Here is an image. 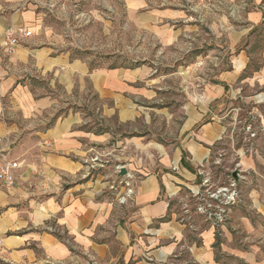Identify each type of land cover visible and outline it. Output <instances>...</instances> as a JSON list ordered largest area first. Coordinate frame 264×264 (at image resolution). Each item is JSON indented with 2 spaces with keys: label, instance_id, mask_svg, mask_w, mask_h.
<instances>
[{
  "label": "crops",
  "instance_id": "crops-1",
  "mask_svg": "<svg viewBox=\"0 0 264 264\" xmlns=\"http://www.w3.org/2000/svg\"><path fill=\"white\" fill-rule=\"evenodd\" d=\"M104 1L147 47L135 59L210 61L197 76L203 100L184 102L177 121L154 65L91 67L71 57L47 14L87 23L86 0H0V153L21 162L15 182L0 183V264H225V256L264 264L263 198L252 199L259 221L239 216L250 233L243 244L228 226L219 240L175 209L185 190L202 192L226 131L211 102L239 92L255 47L244 37L264 24V0ZM10 26L31 33L8 54L2 34ZM207 45L217 48L205 53ZM57 89L83 104L60 113ZM91 112L128 124L126 133L94 131ZM128 187L133 193L120 201Z\"/></svg>",
  "mask_w": 264,
  "mask_h": 264
},
{
  "label": "rangeland",
  "instance_id": "rangeland-1",
  "mask_svg": "<svg viewBox=\"0 0 264 264\" xmlns=\"http://www.w3.org/2000/svg\"><path fill=\"white\" fill-rule=\"evenodd\" d=\"M82 3L87 4L86 9L90 10L91 17L87 23L78 25L71 14L58 17L47 14V22L53 25L60 36L61 48L69 50L71 57L85 59L91 67L101 64L154 65L149 59L142 61L133 57L137 49L145 53L148 49L137 44L132 29L125 25L122 10L115 18V14L107 7L109 4L104 0H86ZM242 20L237 17L234 22L241 25L244 24ZM244 39L255 46L254 55L245 71V80L240 82L237 95L233 98L221 97L218 101L211 102V105H214V113L219 116L226 131L223 138L214 145L213 160L211 159V163L203 171L200 183L204 197L219 191L218 196L222 200L219 204L225 208L223 220L207 218L204 214L196 212L194 206L197 199L188 189L184 191L179 203L175 204L180 216L198 226L211 227L216 234L221 232L223 226H228L234 239L241 241L240 244L245 242L244 237L250 233L244 230L239 216L247 215L254 223L259 221L260 215L252 199H264V24L254 27ZM210 47L217 48L215 45H207L202 49L203 52L206 53V49ZM209 64L208 60L201 62L193 58L176 60L173 55L168 56V61L160 58L156 61L155 74L169 88V93L165 92L162 97L169 103L173 119L180 121L179 117L184 116V109L181 107L184 102L198 103L203 100L201 80L197 76L202 75L198 72ZM219 66L227 68V62H220ZM182 68L186 71L187 78L183 79L178 74L177 71ZM54 94L60 106H63L60 113L65 111L66 106L83 104V97L78 94H67L61 89H57ZM92 101L94 103L90 107L98 104L97 100ZM89 116L94 131L107 128L113 132L114 138L116 134L126 133L123 131L127 129L128 124L118 123L115 117L105 119L95 112H91ZM137 123L142 124L141 118ZM105 125L107 127H104ZM159 128V125H156L155 131ZM139 131H145V128L140 127ZM112 163L113 161L109 160L107 164ZM102 169L104 168H101V172ZM218 237L222 240L220 234ZM217 255L224 257L218 252ZM233 261L236 260L231 256H225L223 259L225 264H232ZM236 264L240 263L236 261Z\"/></svg>",
  "mask_w": 264,
  "mask_h": 264
},
{
  "label": "built area",
  "instance_id": "built-area-1",
  "mask_svg": "<svg viewBox=\"0 0 264 264\" xmlns=\"http://www.w3.org/2000/svg\"><path fill=\"white\" fill-rule=\"evenodd\" d=\"M30 33L31 32L24 27L10 26L5 28L2 34L5 51L8 54L12 53L15 47L20 43V37L29 36ZM20 164L21 162L7 159L3 153H0V183L2 185L10 186L15 182V172ZM192 192L197 199L194 206L196 212L204 214L207 218L213 217V219L216 218L219 221L223 220L225 208L219 204L222 202L221 198L218 196L219 191L211 192L208 197H204L203 192H200V190H192ZM132 193L133 189L131 187L126 188L125 193L119 196V200L125 201Z\"/></svg>",
  "mask_w": 264,
  "mask_h": 264
},
{
  "label": "water",
  "instance_id": "water-1",
  "mask_svg": "<svg viewBox=\"0 0 264 264\" xmlns=\"http://www.w3.org/2000/svg\"><path fill=\"white\" fill-rule=\"evenodd\" d=\"M125 173V169H121V174H124Z\"/></svg>",
  "mask_w": 264,
  "mask_h": 264
}]
</instances>
